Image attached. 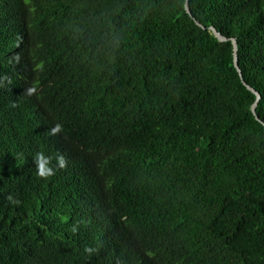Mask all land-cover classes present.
<instances>
[{
    "label": "trees",
    "instance_id": "1",
    "mask_svg": "<svg viewBox=\"0 0 264 264\" xmlns=\"http://www.w3.org/2000/svg\"><path fill=\"white\" fill-rule=\"evenodd\" d=\"M185 4L0 0V264H264V0Z\"/></svg>",
    "mask_w": 264,
    "mask_h": 264
},
{
    "label": "water",
    "instance_id": "2",
    "mask_svg": "<svg viewBox=\"0 0 264 264\" xmlns=\"http://www.w3.org/2000/svg\"><path fill=\"white\" fill-rule=\"evenodd\" d=\"M185 9H186L187 13L195 20V22L197 23L198 26L202 27L203 29H206V27H204L199 21H197V19L194 18L193 14L191 12L189 0H186ZM209 30L214 34V36L220 42H228V41H231V43L233 45V56H234V65H235V68L237 69V71H238V73H239V75H240V77H241V79L243 81V84L248 88V90H250L251 92H253L256 95V102L252 106V112H253L254 116L256 117V119L261 124L264 125V122L257 115V105H258V102L261 100V95L253 87H251L250 85H248L246 83V81L244 80L242 70H241V68L239 66V46H238L237 40L235 38L228 39L227 37L223 36L220 32H218V30L215 27H210Z\"/></svg>",
    "mask_w": 264,
    "mask_h": 264
},
{
    "label": "clouds",
    "instance_id": "3",
    "mask_svg": "<svg viewBox=\"0 0 264 264\" xmlns=\"http://www.w3.org/2000/svg\"><path fill=\"white\" fill-rule=\"evenodd\" d=\"M59 130V126L52 129L55 133ZM59 167H64L66 165V159L63 155H58L56 157ZM34 162L36 164V174L40 177H50L54 175V166L51 163V158L45 155L43 152L37 153L34 157Z\"/></svg>",
    "mask_w": 264,
    "mask_h": 264
}]
</instances>
